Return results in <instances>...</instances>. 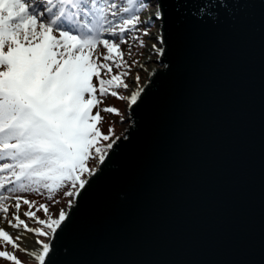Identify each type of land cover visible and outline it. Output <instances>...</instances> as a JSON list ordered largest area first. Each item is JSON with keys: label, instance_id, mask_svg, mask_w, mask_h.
I'll return each mask as SVG.
<instances>
[{"label": "water", "instance_id": "95a60500", "mask_svg": "<svg viewBox=\"0 0 264 264\" xmlns=\"http://www.w3.org/2000/svg\"><path fill=\"white\" fill-rule=\"evenodd\" d=\"M158 2L160 66L45 264H264V0Z\"/></svg>", "mask_w": 264, "mask_h": 264}, {"label": "snow or ice", "instance_id": "6c2138e0", "mask_svg": "<svg viewBox=\"0 0 264 264\" xmlns=\"http://www.w3.org/2000/svg\"><path fill=\"white\" fill-rule=\"evenodd\" d=\"M153 4L155 10L142 18ZM213 8L227 5L209 0L201 14L216 20ZM160 9L157 0H0V222L16 230L13 235L0 227V244L14 250L0 251V258L23 264L16 250L38 264L50 257L51 241L68 214L60 209L53 218L44 204L37 211L42 208L48 218L40 219L31 210L34 202L22 194L36 193L59 203L54 198L62 189H71L65 196L78 197L96 174L88 161L103 164L115 142L111 127L108 134L98 127L100 112L121 115L115 107L99 105L109 95L137 104L140 77L131 84L125 80L138 61L129 64L125 57L133 55V44L146 46L143 37L152 35L153 17L163 19ZM152 39L163 43L158 34ZM126 44L127 52L122 49ZM99 45L103 50L97 52ZM151 50L158 55L162 51L156 43ZM129 88L136 89L130 98L119 91ZM93 109H98L95 114ZM73 203L69 200L70 207ZM22 204L29 208L23 216L42 228L21 219ZM26 233L48 242L36 239L29 251L21 247ZM48 264L53 262L49 259Z\"/></svg>", "mask_w": 264, "mask_h": 264}, {"label": "rangeland", "instance_id": "374dc122", "mask_svg": "<svg viewBox=\"0 0 264 264\" xmlns=\"http://www.w3.org/2000/svg\"><path fill=\"white\" fill-rule=\"evenodd\" d=\"M147 3L152 4L153 0H146ZM158 2V0H157ZM154 4L153 7L149 9L148 12L143 13L142 18L147 17L151 11H154ZM155 24L154 26L151 28V34L149 37H143L146 46L144 48H140L138 46V44H133L132 46V51H133V55L131 57L126 56L125 59L128 61L129 64H132L133 61H138V64L133 65L132 69H131V74L129 77L126 78L125 82L131 84L132 80L134 79V77L136 75H139L140 79H139V83L137 85V87L139 89H141L143 87V85L148 81V77L151 75V73L148 72V68L150 66V64H155V67L160 66V64L158 63V59L160 58L161 54L159 56H157V58L153 59V60H149V61H144L143 58L145 57L146 51H147V47L150 45L149 42H156V40L152 39V36L156 35L157 28L161 29L160 23L161 20H155V17H153ZM162 38V37H161ZM157 45L160 46V48H163V43H160L157 41ZM129 45H122V49L127 52ZM103 50L102 49V45H99L97 48V52ZM142 65V67L140 66ZM120 70L117 69H113V72L118 74ZM102 75H104V73L102 72ZM104 78L107 79L109 78L108 76L104 75ZM93 82L97 83L96 78H93ZM136 89L135 88H129L128 90H119L121 91V94L129 97L132 92H134ZM104 107H115L119 110L120 114L119 116L114 115V114H109V113H105L103 111L100 112L101 116L103 117V121L100 125H98V127H100L102 133L104 134H108V129L109 127H111L114 130V136L112 137V139L114 140L115 138H117L119 135L122 134L123 130L126 128V126L130 123L128 120L129 117V112L128 109L130 108V104L127 102V100H119L115 97H111L110 95L106 98H103V103L101 105H99V108L102 109ZM98 109H93V114L96 113ZM112 141H102V144H107V143H111ZM98 160L97 159H90L88 161V167L95 169L98 166ZM67 190H71L70 188H65L62 189L59 193H57V195L55 196V200L59 201V203H53L51 201H48L44 195H37L36 193H24L22 194L25 198L29 199L30 201L34 202V207L31 209L32 211L36 212V216L39 217L40 219H47L48 217L45 215L43 209L41 208L39 211H37V208H39L40 205H44L47 204L49 205V214L53 217V218H57L58 214H59V210L60 209H64L65 211L67 210V208L69 207V200H72L73 197H67L65 196L63 193L64 191ZM29 208L27 205H23L21 207V219L26 220V222L29 224L30 227L33 228H42L43 226L38 225L33 223L31 220H29L27 217L23 216V212L28 211ZM9 215L11 216V212L9 213ZM0 227L5 228V230L10 231L13 235L16 234V230H13L9 227L8 224H0ZM46 230V229H45ZM32 238L29 240L34 244V241L36 239H40V240H44L45 242L47 241V238L45 237H39L37 238L33 233H30ZM23 240L21 243V247L22 248H27L30 247L27 245V243ZM28 249V248H27ZM9 251V252H13L14 250L12 249V247L10 245L8 246H4L3 244H0V251ZM29 250V249H28ZM31 251V250H29ZM15 254L17 255V257L23 262V264H38L37 261L34 260V258H31L30 256H28L25 252L23 251H15ZM0 264H12L11 261H7L3 258H0Z\"/></svg>", "mask_w": 264, "mask_h": 264}, {"label": "bare ground", "instance_id": "6f19581e", "mask_svg": "<svg viewBox=\"0 0 264 264\" xmlns=\"http://www.w3.org/2000/svg\"><path fill=\"white\" fill-rule=\"evenodd\" d=\"M156 31H157L156 35L158 34L160 37H162V30L160 28H157ZM149 43H150V45L147 47V51H146L145 57L143 58L144 61L153 60V59L157 58V56L160 55V54L158 55L156 51L151 50V44H153V43L157 44V41L156 42L152 41V42H149ZM157 47L163 51V48H160V46H158V45H157ZM154 69H155V64L152 63V64H150V66L148 68V72L151 73V72H153ZM148 80H149V77H148ZM129 109H128V112L130 114ZM97 168H98V166L95 169H97ZM0 224H7V223L6 222H0ZM31 238H32L31 234L30 233H26L25 237L23 239L27 243V245L30 246V247H27L29 250H33V248L35 247V245L33 243H31L32 240L29 241Z\"/></svg>", "mask_w": 264, "mask_h": 264}]
</instances>
